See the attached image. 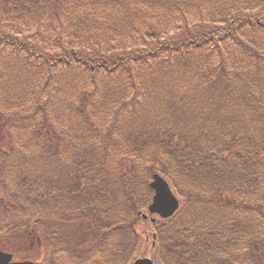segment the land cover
<instances>
[{
  "label": "trees",
  "instance_id": "16d2710c",
  "mask_svg": "<svg viewBox=\"0 0 264 264\" xmlns=\"http://www.w3.org/2000/svg\"><path fill=\"white\" fill-rule=\"evenodd\" d=\"M10 63L0 109L31 114L0 121L1 230L38 227L62 263L129 264L158 172L181 203L150 222L161 264H264V0H0Z\"/></svg>",
  "mask_w": 264,
  "mask_h": 264
},
{
  "label": "rangeland",
  "instance_id": "374dc122",
  "mask_svg": "<svg viewBox=\"0 0 264 264\" xmlns=\"http://www.w3.org/2000/svg\"><path fill=\"white\" fill-rule=\"evenodd\" d=\"M17 73V69H16V65L15 64H7L6 65V71L3 70L2 68H0V90L3 89L4 87L6 88L7 92L10 91H14V89L17 88L18 86V80L15 78V75ZM23 78V75H21ZM161 79V80H160ZM158 81V83L163 86L166 90L168 89H172L169 85V83H171L170 81H168L167 79H163L160 78ZM169 82V83H168ZM77 105V104H76ZM152 105V107H151ZM151 105L148 108H144L141 110H139L138 112H136L134 114V116L132 117V120L135 121V118L140 121L143 122V116L145 117V115L147 113H149L152 109L153 111L157 110L159 108V103L152 100L151 101ZM92 106V102L87 104V109L89 110L90 107ZM130 108H132V106H130ZM162 108H164V105H162ZM32 109V108H30ZM10 114L13 117H15V115L17 114L19 116V125L21 126H25V123L28 121V115L31 114L30 112H24L23 110H16L14 108H11L10 111L8 110L7 112L3 111L0 109V121L2 122L3 116L5 114ZM70 113V118L71 119H75L74 116V111H69ZM99 116H95L92 118V120H97L99 119ZM110 122L111 120L109 119L107 122L104 123V129L108 128L110 126ZM137 127V126H135ZM1 139V136H0ZM149 150H152V148H148ZM54 167L57 171H60L59 169V164L54 163ZM194 208L197 210L195 211ZM85 211V210H84ZM92 213H94V215H97V218L95 219L96 222L98 221V218L101 217L102 219H105V215L104 213L98 214L99 209L94 208L91 209ZM196 212H198L200 214L199 218L197 219L196 222H206V217L202 214L203 211L200 210V207H194V206H190L188 208H186V210H184L183 214H191L193 216H196ZM58 218V217H57ZM257 224L259 222L260 225H258L259 228V234L262 233L263 231V235L261 234V238L258 240L257 242V248L263 249L264 248V216H260V218H257ZM87 220H85L86 222ZM15 230V232L13 234H9V242L6 243V249H11V248H15L17 247L18 243L21 242V240L24 239V241L26 242L24 246H22V250L26 249V252L30 255H27V253H16L13 255V259L14 260H22L23 258L27 259L28 257L32 258V260L34 261H38L41 262V264H54L53 262L50 263V258H46L45 253L46 250L48 248V245L46 246V248L44 249V251L40 250L39 254H36V242H35V238L39 237L40 235L37 234L38 231V227L36 226H32V225H26V228H19L17 226L13 227ZM4 231V229H2ZM136 232L139 234L140 238H141V243L138 247V249L135 251V256L136 257H152L155 260V264H160L159 263V259L156 256V248L152 249L151 247V241H152V237L151 234L153 232V228L150 224V221L147 219L144 223H139L136 226ZM40 233V232H39ZM48 236V235H47ZM23 237V239H21ZM1 238H3V234L1 235ZM74 239L76 240H81L83 239V236L81 235V233H77L74 236ZM48 240V239H47ZM33 241L34 244L33 245ZM85 245H83L84 247Z\"/></svg>",
  "mask_w": 264,
  "mask_h": 264
},
{
  "label": "water",
  "instance_id": "95a60500",
  "mask_svg": "<svg viewBox=\"0 0 264 264\" xmlns=\"http://www.w3.org/2000/svg\"><path fill=\"white\" fill-rule=\"evenodd\" d=\"M150 187L154 190L151 203L148 205L149 213H157L161 217H168L174 213L178 207V201L172 194L168 183L158 174L152 175ZM146 215H143L145 217ZM10 258L9 255L0 252V264H4ZM18 264H32L30 262H20ZM133 264H152L147 258L137 259Z\"/></svg>",
  "mask_w": 264,
  "mask_h": 264
},
{
  "label": "flooded vegetation",
  "instance_id": "af4514ba",
  "mask_svg": "<svg viewBox=\"0 0 264 264\" xmlns=\"http://www.w3.org/2000/svg\"><path fill=\"white\" fill-rule=\"evenodd\" d=\"M13 261V260H12Z\"/></svg>",
  "mask_w": 264,
  "mask_h": 264
}]
</instances>
